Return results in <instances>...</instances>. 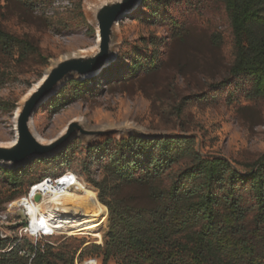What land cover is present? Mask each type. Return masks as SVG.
I'll list each match as a JSON object with an SVG mask.
<instances>
[{
    "label": "rangeland",
    "instance_id": "374dc122",
    "mask_svg": "<svg viewBox=\"0 0 264 264\" xmlns=\"http://www.w3.org/2000/svg\"><path fill=\"white\" fill-rule=\"evenodd\" d=\"M103 1L0 0V28L28 37L40 50V55L24 60L0 52V145L16 141L18 110L31 88L56 63L68 56L90 54L99 46L94 10ZM116 26L115 59L100 73L72 77L41 105L33 120L39 137L52 140L71 121L81 119L92 129L120 128L110 136L116 138L192 136L201 154L239 163L254 162L264 154V100L248 98L251 84L243 78L218 85L229 77L236 57L223 0H143ZM138 59L143 67L130 75V66ZM71 80H87L90 90L80 89ZM107 138L89 143L79 134L64 148L68 158L54 165H33L18 187L0 179V211L25 195L32 182L66 170L76 173L100 196L89 178H104L105 161L90 155L87 148ZM0 168L14 169L7 163H0ZM1 170L0 178L4 176ZM108 216L109 211L105 220ZM9 222L13 223L9 233L19 236L20 216L12 213ZM108 223L109 217L100 229L103 239ZM0 226L5 228L1 221ZM26 240L33 243L29 237L15 239L22 245ZM65 242L74 249L80 247L81 260L95 255L102 261L93 248L94 236L59 235L43 241L55 247Z\"/></svg>",
    "mask_w": 264,
    "mask_h": 264
},
{
    "label": "trees",
    "instance_id": "16d2710c",
    "mask_svg": "<svg viewBox=\"0 0 264 264\" xmlns=\"http://www.w3.org/2000/svg\"><path fill=\"white\" fill-rule=\"evenodd\" d=\"M223 2L236 57L218 85L243 78L251 84L248 98L264 100V0ZM0 52L20 60L40 55L28 37L2 28ZM142 67L135 60L130 75ZM71 81L90 90L87 80ZM87 149L105 161L104 178H89L109 211L104 244L93 247L101 264H264V154L251 163L205 156L195 137L183 134L109 137ZM67 151L20 169L0 168V179L18 187L33 165L60 163ZM6 246L0 238V249ZM22 250L36 252L31 263ZM79 250L67 242L41 248L26 240L2 252L0 264H76Z\"/></svg>",
    "mask_w": 264,
    "mask_h": 264
},
{
    "label": "water",
    "instance_id": "95a60500",
    "mask_svg": "<svg viewBox=\"0 0 264 264\" xmlns=\"http://www.w3.org/2000/svg\"><path fill=\"white\" fill-rule=\"evenodd\" d=\"M143 0H107L94 10L95 20L100 28V42L90 54L68 56L51 68L41 84L24 100L17 114L16 130L18 140L13 145H0V163H7L19 169L36 159L52 158L79 134L89 143L97 137H110L120 128L92 129L81 119L71 121L65 132L50 142H44L33 127L34 116L50 97L59 91L74 76L89 77L100 73L115 59L116 24L133 13ZM155 136L148 134L145 137Z\"/></svg>",
    "mask_w": 264,
    "mask_h": 264
},
{
    "label": "bare ground",
    "instance_id": "6f19581e",
    "mask_svg": "<svg viewBox=\"0 0 264 264\" xmlns=\"http://www.w3.org/2000/svg\"><path fill=\"white\" fill-rule=\"evenodd\" d=\"M97 48L98 46L96 45L93 51ZM46 75L47 73L31 88L23 100L42 83ZM20 110L21 106L19 107L18 113ZM40 139L44 142L51 141L41 137ZM17 140L18 137L16 141L10 144L1 145H13ZM75 177V183L64 190H58L55 193L52 192L49 196L38 194V201L41 202L40 206H35L28 195H23L10 202L11 208L26 205L34 220L39 221L43 217L47 221L49 228L56 230L59 234L69 233L73 236H94L96 242L101 243L103 241V235L100 227L103 222L107 221L108 217L105 220L107 209L100 201L96 189L89 187L77 175Z\"/></svg>",
    "mask_w": 264,
    "mask_h": 264
},
{
    "label": "built area",
    "instance_id": "2783aa9c",
    "mask_svg": "<svg viewBox=\"0 0 264 264\" xmlns=\"http://www.w3.org/2000/svg\"><path fill=\"white\" fill-rule=\"evenodd\" d=\"M71 170H66L65 172L61 173L60 175L56 176H45L39 181L33 182L27 193L25 195H28V197L31 199V201L35 204V206H40V203L38 201V194H42L43 196H49L51 193H55V191L58 190H64L68 188L69 186L73 185L76 181L75 175L76 173H72ZM78 176V175H77ZM79 177V176H78ZM63 181V182H62ZM52 190V191H50ZM12 213L17 214L20 216V227L18 229L19 236L22 238L29 237L33 240V243L36 247L43 248L45 244L43 241L48 240L50 238L59 236V235H65V236H73L69 233L59 234L56 230L49 228L47 225V221L41 217V219L34 220L32 218L31 213L28 211L26 205L22 206H15L11 208V204H9L8 209L6 211L1 212L0 211V221L5 225V228H2L0 226V238L7 242H13L10 246L6 247L5 249H2V252H7L12 249H14L19 243L15 241V239H18L19 236L17 235L15 238L12 236L8 228L9 226H12L13 223L9 222L10 215ZM23 213V214H20ZM105 225V222L101 224V227ZM100 227V229H101ZM98 245L104 244V239L101 243L96 242ZM21 254L27 255L30 257V263L33 261L34 257L36 256V252H30L28 250H22L20 251ZM76 264H101L99 259L97 257H89L85 260L80 259V254L76 257Z\"/></svg>",
    "mask_w": 264,
    "mask_h": 264
},
{
    "label": "snow or ice",
    "instance_id": "6c2138e0",
    "mask_svg": "<svg viewBox=\"0 0 264 264\" xmlns=\"http://www.w3.org/2000/svg\"><path fill=\"white\" fill-rule=\"evenodd\" d=\"M63 182V181H62Z\"/></svg>",
    "mask_w": 264,
    "mask_h": 264
}]
</instances>
